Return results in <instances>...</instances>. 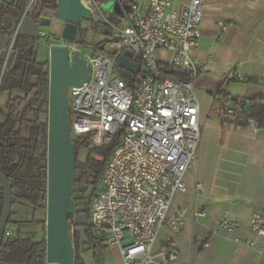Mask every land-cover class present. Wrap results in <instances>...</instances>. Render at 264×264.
I'll return each mask as SVG.
<instances>
[{
	"label": "built area",
	"instance_id": "obj_1",
	"mask_svg": "<svg viewBox=\"0 0 264 264\" xmlns=\"http://www.w3.org/2000/svg\"><path fill=\"white\" fill-rule=\"evenodd\" d=\"M81 1L92 18L98 13L111 29V41L105 51L86 59L89 81L69 90L71 137L89 135L100 146L121 133L92 200L91 224L104 231L109 248L119 249L123 264H166L178 258V250L159 261L153 248L163 228L179 233L188 219V208L171 211L176 197L188 190L185 178L202 137L195 84L207 62L196 60L193 52L200 47L207 0H117L125 7L121 23L109 20L101 9L108 0ZM69 47L71 54H80L78 45ZM126 51L134 63L141 58L139 73L119 67ZM159 51L171 53V60L162 59ZM124 72L135 76L134 89ZM221 118L235 120L234 111L223 112ZM202 189L199 184L198 192ZM237 228L227 219L220 223L230 233ZM251 228L264 236V207L254 214ZM5 236L11 237L12 231ZM259 252L264 255V246Z\"/></svg>",
	"mask_w": 264,
	"mask_h": 264
},
{
	"label": "crops",
	"instance_id": "obj_2",
	"mask_svg": "<svg viewBox=\"0 0 264 264\" xmlns=\"http://www.w3.org/2000/svg\"><path fill=\"white\" fill-rule=\"evenodd\" d=\"M158 55L172 58L165 51ZM193 57L207 62L195 84L202 137L185 178L188 190L176 197L171 211L190 212L181 232L170 227L160 231L153 253L161 261L177 249L178 258L166 264H264L259 252L264 236L251 228L254 214L264 207V130L253 123L225 124L218 104L221 92L227 96L226 110L234 109L237 98H264V0H207ZM224 219L237 230L220 229ZM113 249L117 257H105V264H123L119 249Z\"/></svg>",
	"mask_w": 264,
	"mask_h": 264
},
{
	"label": "trees",
	"instance_id": "obj_3",
	"mask_svg": "<svg viewBox=\"0 0 264 264\" xmlns=\"http://www.w3.org/2000/svg\"><path fill=\"white\" fill-rule=\"evenodd\" d=\"M30 1L0 0V37L7 35L11 41ZM39 3V9L52 12L58 10L57 4ZM30 16H41L40 10H30L26 18ZM118 20L120 21V18L115 16L113 22L119 23ZM93 28L105 36L92 46L96 55L106 50L111 41V29L102 22L94 23ZM85 31L79 28V38L76 41L79 47L88 45L84 39ZM39 41V36L28 38L17 34L4 70L5 54L0 53V98L5 100L4 110H0V170L12 185L13 193V208L6 229L13 230V233L11 237L4 238L0 264H46L50 68L49 60H38ZM135 61L143 65L141 58L137 57ZM122 75L129 88L134 89L135 76L126 72ZM220 95L218 104L221 105L220 109L226 112L223 99L227 96L224 92ZM233 111L235 120H223L225 124L245 127L254 122L258 129L264 130L263 97L237 98ZM71 138L76 152V181L72 193L76 213L69 218V230L75 250L74 264H86L84 257L88 252H92L94 256V264H105L103 255L109 247L105 244L104 231L94 228L91 224L90 209L108 160L121 142V133H117L100 146H94L89 135ZM81 151H86L88 155L85 162L78 159ZM92 187L95 189L90 192ZM18 204L26 206V215L41 211L44 217L39 221L28 218L18 220V212L14 208ZM3 207L4 192L0 183V221ZM31 224L42 226L41 240L35 241L22 234L21 226ZM72 225L77 228L73 233Z\"/></svg>",
	"mask_w": 264,
	"mask_h": 264
},
{
	"label": "water",
	"instance_id": "obj_4",
	"mask_svg": "<svg viewBox=\"0 0 264 264\" xmlns=\"http://www.w3.org/2000/svg\"><path fill=\"white\" fill-rule=\"evenodd\" d=\"M30 1L13 35L4 66L9 58L17 34L37 38L43 27L52 20L42 16L27 17ZM58 5L56 18L65 23L62 39L68 45L50 49V89L48 106L47 152V206H46V264H74L75 250L69 230V218L76 213L72 198L76 181V152L71 138L70 88L83 87L90 78L88 61L78 52L71 54L69 44H76L82 20H92V12L81 0H39ZM133 54L126 51L118 61L120 68L133 74L141 66L132 61ZM4 70V67H3ZM172 74L173 71H170ZM0 183L4 192V207L0 221V251L13 208L12 185L0 170Z\"/></svg>",
	"mask_w": 264,
	"mask_h": 264
},
{
	"label": "rangeland",
	"instance_id": "obj_5",
	"mask_svg": "<svg viewBox=\"0 0 264 264\" xmlns=\"http://www.w3.org/2000/svg\"><path fill=\"white\" fill-rule=\"evenodd\" d=\"M7 2H12L13 0H5ZM40 1L36 0L32 6L31 12L32 10H40ZM101 9L104 11V14L106 15V17L109 20L114 19L115 16H119V17H123L124 12H125V7L117 0H108L106 2H103L101 5ZM40 13L42 15H44V17L50 18L52 20V23L49 27H43L40 29V41L37 44V53H38V60L39 61H48L49 60V56H50V49L54 46H62L64 41L62 39V32L64 29V22L57 19L55 16V13L52 12H45V11H41ZM32 14V13H31ZM121 20V19H120ZM119 21V20H118ZM102 22V18L101 16L96 13L92 20H82L80 23V28L85 29V41L88 45H83L79 47L80 50V55L82 56V58L84 59H91L93 58V56H95V53L92 49V46H94L96 43L100 42L101 40H103L105 38V36L102 34V32H96L95 29L93 28V24L95 23H101ZM121 23V21H119ZM81 37V36H80ZM13 38V37H12ZM79 38V36H78ZM12 41V39H11ZM11 41L9 39V36L4 35L0 37V49L1 52L5 54H7ZM12 50V49H11ZM123 72V71H122ZM5 107V100L4 98H0V110L3 111ZM94 145V144H93ZM95 146V145H94ZM87 153L86 151H81L78 155V159L81 162H85L87 160ZM96 157V156H94ZM97 158V157H96ZM93 174L91 173V176ZM93 177V176H92ZM100 185V184H99ZM99 185L97 187V190L99 188ZM95 188L92 187L90 192L93 191ZM96 190V191H97ZM25 209L26 206L25 205H16L15 206V210L18 212V215L16 216L18 220H26V218L30 219V220H36L39 221L41 220L44 215L41 211H37L34 213H29L28 215L25 214ZM23 212V213H21ZM47 212V211H46ZM47 215V213H46ZM74 230H76L77 228L75 227V225H73ZM21 232L24 236H28L30 238H32L35 241H39L42 239L43 237V229L42 226L39 224H31V225H22L21 226ZM116 249L113 248H109L106 249V251L104 252L103 257L109 259L112 257H117L116 254ZM115 255V256H114ZM86 264H94V256L92 254V252H88L85 254L84 257Z\"/></svg>",
	"mask_w": 264,
	"mask_h": 264
},
{
	"label": "flooded vegetation",
	"instance_id": "obj_6",
	"mask_svg": "<svg viewBox=\"0 0 264 264\" xmlns=\"http://www.w3.org/2000/svg\"><path fill=\"white\" fill-rule=\"evenodd\" d=\"M42 12L45 11V12H52V11H49V10H42V8L40 9ZM52 13H55V12H52ZM42 17H44V15L41 14ZM56 16V15H55ZM65 25V24H64Z\"/></svg>",
	"mask_w": 264,
	"mask_h": 264
}]
</instances>
